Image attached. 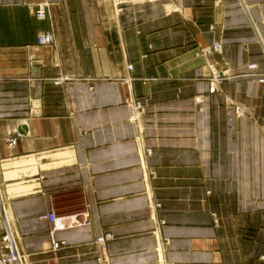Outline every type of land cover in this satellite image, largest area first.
Wrapping results in <instances>:
<instances>
[{"label": "crops", "instance_id": "crops-1", "mask_svg": "<svg viewBox=\"0 0 264 264\" xmlns=\"http://www.w3.org/2000/svg\"><path fill=\"white\" fill-rule=\"evenodd\" d=\"M259 78L264 0H0V198L28 264H162L158 219L165 262L264 264ZM51 211L90 214L57 251Z\"/></svg>", "mask_w": 264, "mask_h": 264}, {"label": "built area", "instance_id": "built-area-1", "mask_svg": "<svg viewBox=\"0 0 264 264\" xmlns=\"http://www.w3.org/2000/svg\"><path fill=\"white\" fill-rule=\"evenodd\" d=\"M49 7L50 5L40 4L33 8L32 12L34 16L38 20H48L49 19ZM213 29V27H212ZM37 43L39 46H50L54 43V38L51 33H42L39 35ZM223 44L221 42H214L211 46L205 47L202 49V53L204 55H208L210 53L216 52L221 54L223 52ZM132 66H129V69H132ZM212 72L213 84L211 87V91L214 93L220 83L224 81L225 76L221 74L213 66H210ZM248 69L252 71L249 76L258 77L255 73H253L257 66L255 64H251L248 66ZM260 82L264 83V78H259ZM61 81L58 80L57 83ZM198 101L201 102V98H198ZM141 108L136 109V114L132 116L133 121H138L140 118V114L142 110ZM139 110V111H138ZM138 111V112H137ZM238 114L239 111H238ZM242 114V113H241ZM21 134H17L14 138L9 140V144L11 146H15L17 144L18 138ZM159 204L153 203V210H157ZM7 209L5 208L1 198H0V222L2 226V230L0 231V264H28L27 259L28 256L22 251L20 247V238L14 228L12 220L7 214ZM90 214L88 211L82 212L80 214L72 215V216H60L55 211H51L45 215L41 216L42 220H48L52 225L51 232V249L54 251L60 250L62 247L66 246V242H59L55 238V233L62 230H67L74 226H84L89 223ZM165 225L163 220H156V228L154 230V234L159 241L158 246V254L162 261V264H173L172 262H165L163 258V247L167 244L166 239L160 238V232L162 226ZM114 237L112 234L107 233L103 236L98 237L97 242H99L105 250V244L112 240Z\"/></svg>", "mask_w": 264, "mask_h": 264}, {"label": "bare ground", "instance_id": "bare-ground-1", "mask_svg": "<svg viewBox=\"0 0 264 264\" xmlns=\"http://www.w3.org/2000/svg\"><path fill=\"white\" fill-rule=\"evenodd\" d=\"M7 211V210H6ZM9 212H7V214H8ZM8 216H10V214H8Z\"/></svg>", "mask_w": 264, "mask_h": 264}]
</instances>
